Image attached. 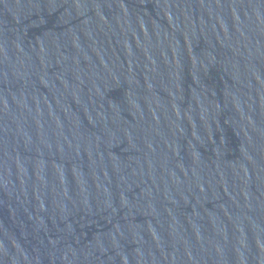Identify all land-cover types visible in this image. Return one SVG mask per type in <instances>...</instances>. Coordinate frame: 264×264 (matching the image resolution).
<instances>
[{"label":"water","instance_id":"95a60500","mask_svg":"<svg viewBox=\"0 0 264 264\" xmlns=\"http://www.w3.org/2000/svg\"><path fill=\"white\" fill-rule=\"evenodd\" d=\"M0 264H264V0H0Z\"/></svg>","mask_w":264,"mask_h":264}]
</instances>
